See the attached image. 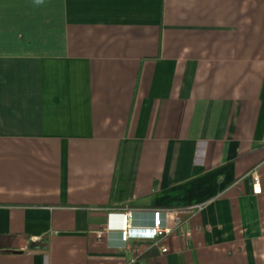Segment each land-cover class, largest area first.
<instances>
[{
    "label": "crops",
    "instance_id": "0c3cea01",
    "mask_svg": "<svg viewBox=\"0 0 264 264\" xmlns=\"http://www.w3.org/2000/svg\"><path fill=\"white\" fill-rule=\"evenodd\" d=\"M0 264H264V0H0Z\"/></svg>",
    "mask_w": 264,
    "mask_h": 264
},
{
    "label": "built area",
    "instance_id": "2783aa9c",
    "mask_svg": "<svg viewBox=\"0 0 264 264\" xmlns=\"http://www.w3.org/2000/svg\"><path fill=\"white\" fill-rule=\"evenodd\" d=\"M252 192L254 195H259L261 193V186L259 182V178L256 173L252 174ZM202 206H198L196 210H201ZM122 222H121V239L124 243H128L131 240H149L155 241L157 238L165 236L170 233L169 229H161L159 214L155 213V222L152 228L149 229H137L132 226V214L131 212H124L121 214ZM186 237L190 236L189 232L184 233ZM162 253H166V248H162Z\"/></svg>",
    "mask_w": 264,
    "mask_h": 264
},
{
    "label": "water",
    "instance_id": "95a60500",
    "mask_svg": "<svg viewBox=\"0 0 264 264\" xmlns=\"http://www.w3.org/2000/svg\"><path fill=\"white\" fill-rule=\"evenodd\" d=\"M36 248H37V245L35 244H31L30 246H29V249L31 250V253H35V251H36ZM24 249V248H23ZM14 253H20V252H18V251H15Z\"/></svg>",
    "mask_w": 264,
    "mask_h": 264
}]
</instances>
